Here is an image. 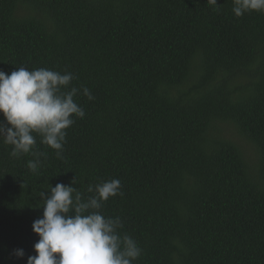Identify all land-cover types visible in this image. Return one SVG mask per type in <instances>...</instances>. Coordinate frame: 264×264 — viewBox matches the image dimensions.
Masks as SVG:
<instances>
[{"label":"trees","instance_id":"trees-1","mask_svg":"<svg viewBox=\"0 0 264 264\" xmlns=\"http://www.w3.org/2000/svg\"><path fill=\"white\" fill-rule=\"evenodd\" d=\"M232 8L0 0V70L70 72L85 111L61 157L36 136V173L0 140V264L36 255L41 193L74 179L85 201L121 181L101 211L141 248L133 264H264V12Z\"/></svg>","mask_w":264,"mask_h":264},{"label":"clouds","instance_id":"clouds-1","mask_svg":"<svg viewBox=\"0 0 264 264\" xmlns=\"http://www.w3.org/2000/svg\"><path fill=\"white\" fill-rule=\"evenodd\" d=\"M217 4V0H208ZM236 17L248 12H264V0H233ZM74 74L60 73L48 68L28 70L19 67L6 74L0 70V114L6 123H0V140L12 146L11 156L19 158L31 153L36 157L27 167L38 171L39 157L47 153L35 149L40 143L56 151L61 157L66 143L67 129L75 118H84V109L76 102L81 89L71 86ZM83 95L93 100L90 90L82 88ZM72 186L50 185L44 202L43 216L33 222V231L39 237L34 244L36 255L27 258V264H133L141 255V248L129 235H121L119 217L105 216L101 209L109 198L123 195L119 179H111L89 186L94 193L86 201ZM14 255L23 258L22 249Z\"/></svg>","mask_w":264,"mask_h":264}]
</instances>
